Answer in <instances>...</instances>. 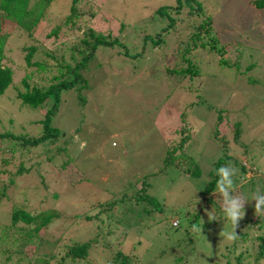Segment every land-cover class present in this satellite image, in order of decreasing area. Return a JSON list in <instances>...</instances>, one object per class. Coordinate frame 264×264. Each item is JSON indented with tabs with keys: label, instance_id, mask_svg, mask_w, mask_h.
Listing matches in <instances>:
<instances>
[{
	"label": "rangeland",
	"instance_id": "rangeland-1",
	"mask_svg": "<svg viewBox=\"0 0 264 264\" xmlns=\"http://www.w3.org/2000/svg\"><path fill=\"white\" fill-rule=\"evenodd\" d=\"M254 1L198 0L225 49L186 53L199 70L192 79H174L166 69L186 67L183 44L205 17L173 14L166 42L154 50L147 42L142 49L144 36L154 37L169 24L153 11L174 0H78L72 13V0H54L30 36L4 25L11 36L0 63L12 78L0 96V133L27 139L42 134L50 104L19 107L14 98L17 90L24 92L25 75L32 73L29 90L47 89L54 75L81 59V42L90 32L110 33L131 54L143 52L128 60L116 48H98L84 72L87 88L77 86L61 100L58 116L70 141L63 134L33 147L0 139V228L16 209L52 215L26 247L29 255L32 246L37 256L45 253L49 264H264L248 252L256 249L255 237L264 238V215H254L252 199L257 191L264 194V10ZM69 18L56 35L49 34ZM32 45L39 50L27 66L24 56ZM76 94L89 99L82 108L91 112L87 117L69 109L74 99H65ZM219 159L239 169L232 194L247 202L234 241L227 239L232 226L215 188L202 192ZM195 168L198 178L191 175ZM211 210L219 215L216 221L205 214ZM201 218L200 234L192 225ZM34 221L30 233L39 220ZM14 239L0 243V250L13 254L0 264H44L32 255L18 262ZM84 243L85 256L74 257L70 251Z\"/></svg>",
	"mask_w": 264,
	"mask_h": 264
},
{
	"label": "trees",
	"instance_id": "trees-1",
	"mask_svg": "<svg viewBox=\"0 0 264 264\" xmlns=\"http://www.w3.org/2000/svg\"><path fill=\"white\" fill-rule=\"evenodd\" d=\"M54 0H0V60L3 57L4 49L3 45L6 40L11 35L9 32L3 29L4 25H8L7 28L12 29L13 27H17L18 30L22 31L24 34L27 33L28 36H30V30H32L40 18L43 16L44 12L49 8L50 5H52ZM78 0H72V7H71V13L74 11V5ZM251 1V0H250ZM30 2H32V6L30 7ZM254 6L257 9H263L264 10V0H257L252 2ZM185 12L188 16H194L195 17H205L203 20L200 21L198 26L196 27L195 31L193 32V35L189 38L186 44L184 45V49L182 50L181 54V62H186V67H177V68H167L166 72L169 73L174 77V79H182L186 76H188V79H192L193 77L198 75L199 70L196 68L195 65H191L192 58L191 56H185V54L190 53L193 48L200 49L202 52L205 50V53L207 52H217L223 54V51L225 49V46L220 44L216 38L215 35H213V25H212V19L210 17L205 16L206 11L202 8L201 4L198 2V0H174V3L171 5H163L155 9L153 11V15L155 14L158 16V19H168L169 24L167 27H163L157 34H155L154 37L152 36H144L142 39V49H145V45L147 42L150 43L149 47L157 48L162 46L164 42H166V37L170 36L172 34L170 31V27L174 24V17L173 14H179ZM69 19H65L64 23H60L58 27H56L54 30H52L49 34L54 36L57 34V31L59 27L65 23L68 22ZM8 21H13L14 23H8ZM89 39H83L82 44L85 46L81 51H79V54L81 55V59L74 65V67H70L69 65H66L64 70L59 71V76L54 75L53 80L55 82L51 83V85L47 89H39L35 88L34 86L30 87L26 83L27 79H30V74L28 73L25 75V77L22 79V84L24 87V92L17 90L15 100L18 101L17 103L19 107H30L32 109H37L42 104H50L49 109L45 111L44 118L41 121L43 124V132L38 137L33 138H25V137H17L12 136L10 133H0V139L4 138H13L18 141H21L22 145H29V146H37L41 142L53 138L56 139L60 135H67L68 140H71V133L66 130V127L62 125L63 123L60 120V117L58 116L60 114L59 108L61 104V100L63 99L64 93H71L77 86H82L81 90H84L87 88L86 81L84 77V72L86 70V66L93 60L95 52L98 50V48H109L113 49L116 48L117 50L122 51L120 53L125 59L128 60H138L140 56H142V52L131 54L130 49L127 47L128 45L125 43H122L119 41L117 36H113L110 33H106L104 35L102 34H88ZM39 50V47L32 45L26 49V54L24 56V61L27 66L30 65V59L32 56L35 55V53ZM154 50V49H152ZM48 55L47 53H45ZM195 55V57H194ZM193 57L197 59V54H194ZM92 58V59H91ZM184 62V63H185ZM224 62V61H222ZM37 64V63H35ZM38 66H42L39 65ZM84 67V68H83ZM82 69L83 74H81L80 70ZM39 73V72H35ZM12 78V71L9 67L3 66L0 63V96L3 95L4 91L8 88L9 84L11 83ZM189 81V80H188ZM71 90V91H69ZM67 99H74L73 105H69V109L72 110H78V113L81 115H84L87 117V115L91 114L89 112L88 114L85 112L86 105H88L87 97H82L78 94L76 95H70ZM73 102V101H72ZM193 105V104H191ZM190 105V106H191ZM85 107V109L82 111V108ZM62 125V126H61ZM187 126V125H186ZM188 131V129L186 130ZM185 132V131H183ZM189 132V131H188ZM191 132V130H190ZM174 151V149H173ZM227 160V159H225ZM171 162L166 159L164 160V167H168ZM229 163L222 164V159H219L215 166V171H212L210 174H212V179L208 184H206L202 188V192L204 194H209L212 190H214L216 181L218 179L216 175V170ZM241 166L244 167V165L241 163ZM245 168V167H244ZM189 169H186L185 171L188 172ZM22 169H18V173H21ZM191 175H193V178L200 177L199 170L195 168L194 171L191 172ZM237 175V174H236ZM12 182V181H11ZM3 195V194H2ZM55 195H53L54 197ZM144 198L147 202L157 204L158 201L153 202L154 199L151 197H148L147 195H144V197H141V199ZM208 201L215 203V205H218L217 198L208 197ZM214 205V207H215ZM159 208V206H158ZM218 209V206H217ZM220 215L222 214L219 212ZM85 216V215H84ZM222 216H224L222 214ZM83 217V216H82ZM219 217V215L217 216ZM38 218V222L34 224V228L31 230L32 232H28L30 230H27L29 225L33 224L32 222H35L34 220ZM53 218L52 215H38L32 216L29 212H27L24 209H16L9 213V223L8 225H3L0 228V243L5 238H11L15 237V239L12 241V244L15 242L16 249L15 254L18 255V262L24 261L27 256H34L33 258H40L38 261H43L44 264H49L50 257L47 256L45 253H42L43 256H37L36 249L33 248L29 250V253L26 252V247L28 245H32L31 241L34 240V236L41 232L42 229L46 228V226L49 225L51 222V219ZM79 218V217H77ZM81 218V217H80ZM89 219V217H86ZM124 228V227H123ZM29 229V228H28ZM27 230V231H26ZM124 231L127 232V230L124 228ZM27 232L28 234H25ZM33 239H32V238ZM258 240V241H257ZM256 242V249L251 252L248 250L251 254H257L255 257V261L260 262L262 259H264V238L257 236L255 237ZM11 244V245H12ZM1 245V244H0ZM242 243H237V249H239V246H241ZM89 248L88 243H84L83 245H78L77 247H74L70 253L75 257L79 254L84 255L86 254V250ZM25 249V250H24ZM244 251H239V254H241ZM250 254V255H251ZM13 254H6L5 250H0V262L2 263V259L5 262L9 261L12 258ZM5 260H4V258ZM30 258V257H29Z\"/></svg>",
	"mask_w": 264,
	"mask_h": 264
},
{
	"label": "clouds",
	"instance_id": "clouds-1",
	"mask_svg": "<svg viewBox=\"0 0 264 264\" xmlns=\"http://www.w3.org/2000/svg\"><path fill=\"white\" fill-rule=\"evenodd\" d=\"M83 146V145H82ZM239 172V169L236 168L233 164L229 163L223 165L216 170V175L218 177L215 186L214 194L219 195V199L222 200V213L225 219L230 222L232 226L231 232L227 233V239L229 241H234L238 238L236 234V228L238 227L239 222L245 216V205L247 204L246 200L242 195H233L232 193L235 189V181L233 177ZM195 199V198H194ZM254 203V215H264V194H261L259 191L255 192L252 197ZM194 205V210L196 204L199 202L196 200ZM209 221H216L217 217L213 211H208L205 213ZM204 221L201 218L199 224L192 225V231L197 233H202ZM206 264V261L204 262Z\"/></svg>",
	"mask_w": 264,
	"mask_h": 264
}]
</instances>
